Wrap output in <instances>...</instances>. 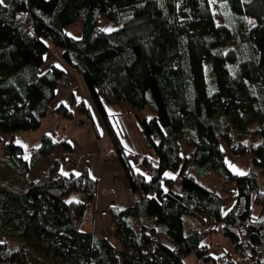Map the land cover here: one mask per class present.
I'll return each mask as SVG.
<instances>
[{"label": "trees", "instance_id": "16d2710c", "mask_svg": "<svg viewBox=\"0 0 264 264\" xmlns=\"http://www.w3.org/2000/svg\"><path fill=\"white\" fill-rule=\"evenodd\" d=\"M216 1L224 12L221 24L215 22L209 0H182L177 8L172 0L0 4L3 156L22 178L56 144L62 147L61 158L70 147L42 133L37 147L24 154L1 134L36 130L48 110L75 108L80 122L82 116L90 119L83 100L73 107H49L55 80L64 72L53 65L40 72L51 46L82 78L134 199L131 205L108 208L109 222L119 221L110 238L81 232L97 182L85 173H56L54 160L48 173L21 191L7 187L0 194V262L31 264L9 249L7 239L16 238L49 254L51 264H181L197 246L204 264H215L201 243L202 234L224 226L223 236L245 264H264V0ZM100 18L116 27L104 31L97 26ZM74 22L80 23L78 38L64 32ZM100 98L151 111L136 119L138 133L152 151L140 159L144 173L130 166V154ZM218 109L237 130L257 120L253 137L233 143ZM223 147L256 170L231 174ZM211 173L222 186H233V204L223 214L220 196L201 182ZM253 206L259 208L257 215ZM183 216L190 218L187 226ZM145 218H152L150 224ZM225 259L220 264L234 262L231 253Z\"/></svg>", "mask_w": 264, "mask_h": 264}, {"label": "crops", "instance_id": "0c3cea01", "mask_svg": "<svg viewBox=\"0 0 264 264\" xmlns=\"http://www.w3.org/2000/svg\"><path fill=\"white\" fill-rule=\"evenodd\" d=\"M7 1L4 0V3ZM115 27L114 23L107 22L103 30L111 31ZM52 65L64 70L68 74V80L64 88H56L54 90L53 99L50 101L49 107L53 108L59 103H63L66 107H73L77 100H83L89 110L90 118H92L94 107L87 94L82 78L75 72H72L62 61L59 50H54L53 53L47 51L44 54L42 65L39 68L40 72H44ZM100 101L124 152L130 154L128 160L130 166L134 171L144 173L143 168L140 166V159L143 156L151 157L152 151L145 146L143 141L141 142V137L139 138L140 135L134 121L135 117L136 119H139V117L134 115V119L131 118L132 114L137 113L139 110L131 108L122 101L111 104L105 103L102 98H100ZM44 119V117L41 119L36 131L31 133L17 131L12 141L21 147L24 154H29L31 150L37 147L40 134L47 133L52 135V139L59 136L58 139H53L56 143L59 141L66 142L70 147V155H64L61 158L60 155L63 153L62 147L56 144V147L50 154L38 161L24 177L19 178L17 170L9 164L0 149V186L11 188L14 192H19L28 182L34 181L39 176L48 173L54 160H57L56 173L66 174L72 172L77 175L84 169V173L97 182V190L90 206L88 219L85 221L89 222V231L87 232L104 239L110 238L111 228L107 216L108 208L131 205L134 203V199L130 193L118 159L112 151V146L107 138L105 129L101 133L95 132V136L85 144H79L73 137H70L71 135L66 136L64 134V127L65 123L69 121L68 118H53L49 114V118L45 120L46 127L41 132L39 128ZM1 138L3 141H7L11 137L9 134H1ZM228 169L232 172L230 168ZM236 172L242 174L244 173V169L240 168ZM208 177L209 175L202 180ZM202 184L220 196L222 214L232 206L233 195L231 198L228 196L225 200L222 198L223 186L219 185L216 187L215 185L214 187H209L204 183ZM144 220L150 224L152 218H145ZM189 220L188 216H183L184 225L187 226ZM224 238V242H221L217 253L215 256H212L213 258L220 254L232 253V243L226 237ZM201 243L204 244L203 235ZM205 248L208 252L206 245Z\"/></svg>", "mask_w": 264, "mask_h": 264}, {"label": "rangeland", "instance_id": "374dc122", "mask_svg": "<svg viewBox=\"0 0 264 264\" xmlns=\"http://www.w3.org/2000/svg\"><path fill=\"white\" fill-rule=\"evenodd\" d=\"M209 6L210 9L212 11L213 14V18L215 20L216 23H224V12L223 9L220 5V3L216 0H209ZM108 21L104 18H100L98 20L97 26L101 29L104 28L105 24ZM247 25H250L249 21L245 22ZM237 26H240V22L237 23ZM64 32L69 35L72 36L74 38H78L80 36V23L79 22H74L70 25H68L66 28H64ZM49 51L50 52H54V49L50 46L49 47ZM73 72V71H72ZM94 113L92 114V118L88 119L84 116H82L83 122H81L79 125L74 126L71 122V119H69V121H67V123H65V127H64V134H66V136H70L73 137L77 143L79 144H85L87 141L91 140V138H93L94 133L98 132L101 133V131H103L104 126L102 124V121L97 113V111L95 110V108L93 109ZM50 110L47 111L46 115L44 116V120L41 122L40 128L39 130L42 132L46 125H45V120H47L49 118V114L52 116V112L49 113ZM217 117H222L228 124V134L231 137L232 142H237V141H242V142H247V140L251 139L253 137V132L257 127V120L254 121L253 123H248L242 130H237L235 128V125L232 124L231 122V117H229L228 115H222L223 110L222 109H218L217 111ZM134 115H137V117L139 118H147L151 115V111L147 108H144L143 110H139L137 113L132 114L131 118L134 119ZM53 118H58V117H53ZM62 118V117H61ZM135 122L136 121V117L134 119ZM36 131V130H33ZM33 131H27L29 133L33 132ZM61 134V133H60ZM59 137V136H58ZM58 137H54L53 139H58ZM62 137V136H61ZM140 138V136H139ZM141 140V138H140ZM142 142V140H141ZM256 142V141H255ZM257 143V142H256ZM255 143V144H256ZM226 150V147H223ZM223 160L225 162L226 167L230 168L232 170L231 174H240L237 173L236 171H238L240 168L244 169V172H246V170L249 169H254V166L247 162V160L242 157V158H236L233 157L229 152H227L224 154ZM235 172V173H234ZM1 176V175H0ZM202 183H204L205 185L209 186V187H214L216 185L219 186L221 185L220 181L217 179V175L215 173H211V175H209L208 178H206L205 180H201ZM260 183L262 184L263 181L260 179ZM1 184V181H0ZM222 186V185H221ZM233 186L230 183H226L225 186H223L224 191H222L223 195L222 198L223 200H225L228 196L229 198H231V196L233 195ZM232 190V191H231ZM233 198V197H232ZM223 204H225V202H223ZM259 212V208L256 206L252 207V214L253 215H257ZM144 223H147L144 220ZM89 222H83L80 226H79V231L81 232H87L89 231ZM111 228V227H110ZM219 227L217 228V231H205L202 235H203V241L204 244L208 247V254H210V256H215V254L217 253V250L219 249L221 242L225 240L224 236L219 234L218 232ZM8 246L9 249H11L12 251L17 253V256H19L20 260H28L31 264H51V257L49 254H44L39 248H32L28 243H23L20 239H16V238H8ZM42 246H45V241L40 243ZM182 264H195V255L194 253L190 252L189 254L185 255L182 258Z\"/></svg>", "mask_w": 264, "mask_h": 264}, {"label": "built area", "instance_id": "2783aa9c", "mask_svg": "<svg viewBox=\"0 0 264 264\" xmlns=\"http://www.w3.org/2000/svg\"><path fill=\"white\" fill-rule=\"evenodd\" d=\"M173 1V5L175 8H177L179 6V4L181 3L182 0H172ZM68 80V74L64 71L60 74L59 77L56 78L55 80V85L56 88H64L66 86V82ZM53 117H66L71 119V122L74 126L79 125L80 122V113L78 112L77 109L73 108L72 111H68L65 108L64 109H60L59 111H53L52 113ZM9 136L11 138H14L16 136V132H10ZM65 156L70 155L69 151H66L64 153ZM81 173H84V169L81 171ZM7 191V189L3 186H0V194H4ZM118 218H114L110 221V227L111 229L116 227L118 225ZM219 234L224 235L225 233V228L224 226H220L218 229ZM244 246H247V243L244 242L243 243ZM201 251V246H197L196 248H194L191 252L194 253L195 255V264H204L202 256H197L196 253ZM233 258H234V262L233 264H245L243 262V260L238 256L237 253V249L236 246H234V244L232 243V253ZM225 259V254H220L217 257H214V263L215 264H220L222 262H224Z\"/></svg>", "mask_w": 264, "mask_h": 264}, {"label": "snow or ice", "instance_id": "6c2138e0", "mask_svg": "<svg viewBox=\"0 0 264 264\" xmlns=\"http://www.w3.org/2000/svg\"><path fill=\"white\" fill-rule=\"evenodd\" d=\"M4 3V0H0V4H3Z\"/></svg>", "mask_w": 264, "mask_h": 264}, {"label": "water", "instance_id": "95a60500", "mask_svg": "<svg viewBox=\"0 0 264 264\" xmlns=\"http://www.w3.org/2000/svg\"><path fill=\"white\" fill-rule=\"evenodd\" d=\"M0 264H8L7 262H0Z\"/></svg>", "mask_w": 264, "mask_h": 264}, {"label": "bare ground", "instance_id": "6f19581e", "mask_svg": "<svg viewBox=\"0 0 264 264\" xmlns=\"http://www.w3.org/2000/svg\"><path fill=\"white\" fill-rule=\"evenodd\" d=\"M76 107V106H75Z\"/></svg>", "mask_w": 264, "mask_h": 264}]
</instances>
